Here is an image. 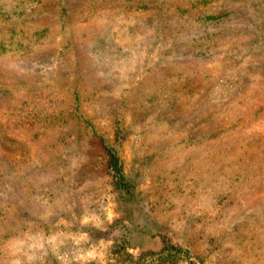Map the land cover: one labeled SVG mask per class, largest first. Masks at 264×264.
I'll use <instances>...</instances> for the list:
<instances>
[{
  "label": "rangeland",
  "instance_id": "obj_1",
  "mask_svg": "<svg viewBox=\"0 0 264 264\" xmlns=\"http://www.w3.org/2000/svg\"><path fill=\"white\" fill-rule=\"evenodd\" d=\"M167 243L264 264V0H0V264Z\"/></svg>",
  "mask_w": 264,
  "mask_h": 264
},
{
  "label": "trees",
  "instance_id": "obj_2",
  "mask_svg": "<svg viewBox=\"0 0 264 264\" xmlns=\"http://www.w3.org/2000/svg\"><path fill=\"white\" fill-rule=\"evenodd\" d=\"M107 155L109 156V167L114 171L117 182L121 184V181H125V179L117 162L116 151L109 148ZM119 248L123 249L122 247ZM118 257H121L119 264H129V257L131 260L130 264H195L188 256L186 250L180 246L168 243L159 250L141 251L136 257L126 251H121L118 253ZM127 261L128 263H126Z\"/></svg>",
  "mask_w": 264,
  "mask_h": 264
}]
</instances>
